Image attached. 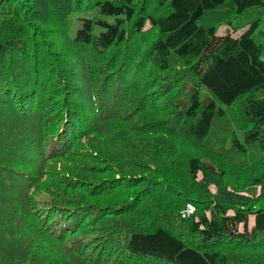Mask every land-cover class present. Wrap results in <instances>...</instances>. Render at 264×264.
I'll return each instance as SVG.
<instances>
[{"label":"trees","instance_id":"1","mask_svg":"<svg viewBox=\"0 0 264 264\" xmlns=\"http://www.w3.org/2000/svg\"><path fill=\"white\" fill-rule=\"evenodd\" d=\"M252 8L0 0V264H264Z\"/></svg>","mask_w":264,"mask_h":264},{"label":"rangeland","instance_id":"2","mask_svg":"<svg viewBox=\"0 0 264 264\" xmlns=\"http://www.w3.org/2000/svg\"><path fill=\"white\" fill-rule=\"evenodd\" d=\"M45 14V13H44ZM49 15H51V13L49 12ZM243 17H240L238 20H240V21H235L234 23L237 25V28L235 29V30H233L231 27H229V28H227V26H224V25H222V26H220L219 28H218V30H217V33L219 34V35H222V34H225L226 32H227V30H229L230 32H231V34L233 35V36H238L240 33H242L243 31H245L248 27H249V25H250V21L253 19V18H255V17H259V22H258V28L256 29V31H259V30H262V29H264V13L263 12H261V10L259 9V8H252V9H250L249 11H247L244 15H242ZM49 18L51 19V17L49 16ZM146 26H149V25H146ZM75 27H73L72 29H71V36L74 34V32H75ZM234 31V32H233ZM259 33V32H258ZM50 40V42L52 43V44H54V41H55V43L57 42L56 40L57 39H54V38H50L49 39ZM61 46V45H60ZM60 46H56L55 48H59ZM80 54H81V52H79ZM80 56V55H79ZM75 58L77 59V57L75 56ZM128 74V73H127ZM73 81H75V80H73ZM118 85H119V87L121 88L122 86H123V83H121V81L118 83ZM126 90H128L129 89V87H126L125 88ZM134 94H137V91H134ZM26 95V94H25ZM108 97L109 98H111L112 97V95H111V93L110 92H108ZM133 99H136V95L134 96V98ZM77 101H79V100H77ZM80 102H82V101H80ZM82 104H83V102H82ZM32 149V147L31 146H28L27 147V150H31ZM28 158V157H27ZM124 161V160H123ZM125 162V161H124ZM70 166V165H69ZM26 170V172L28 173V174H31V170L30 169H28V168H26L25 167V169L23 170V171H25ZM68 170V169H67ZM199 176H200V174H199ZM228 178H230L231 180H234V178L233 177H228ZM56 182H60L61 183V179L60 178H58V179H56V177H54V178H52L50 181H49V183L50 184H55ZM246 183V181L244 182H242V181H238V187H246V186H249V183L248 184H245ZM155 183L154 184H152V192H151V194H153V195H156V189H155ZM64 186L67 188V189H69V192H70V194L71 195H77L78 193L74 190V189H72L71 188V186H69V185H66V184H64ZM211 189H212V191H214V187L213 186H211ZM159 197H161V198H164L165 199V195H162L161 193L159 194ZM29 204H31L30 203V201H28V205ZM27 205V206H28ZM134 210H139V211H141L142 209H134ZM252 224V217H250V221H249V225H251Z\"/></svg>","mask_w":264,"mask_h":264},{"label":"clouds","instance_id":"3","mask_svg":"<svg viewBox=\"0 0 264 264\" xmlns=\"http://www.w3.org/2000/svg\"><path fill=\"white\" fill-rule=\"evenodd\" d=\"M186 213H188L187 211H186ZM189 214V213H188ZM182 215L184 216L185 215V213L184 212H182Z\"/></svg>","mask_w":264,"mask_h":264}]
</instances>
